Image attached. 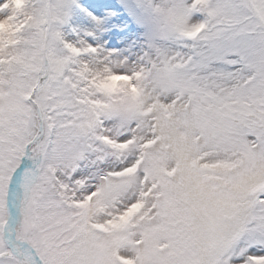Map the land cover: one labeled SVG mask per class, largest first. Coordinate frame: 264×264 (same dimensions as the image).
I'll return each instance as SVG.
<instances>
[{
    "label": "snow or ice",
    "instance_id": "snow-or-ice-1",
    "mask_svg": "<svg viewBox=\"0 0 264 264\" xmlns=\"http://www.w3.org/2000/svg\"><path fill=\"white\" fill-rule=\"evenodd\" d=\"M136 9L0 0V264H264V0Z\"/></svg>",
    "mask_w": 264,
    "mask_h": 264
},
{
    "label": "rangeland",
    "instance_id": "rangeland-1",
    "mask_svg": "<svg viewBox=\"0 0 264 264\" xmlns=\"http://www.w3.org/2000/svg\"><path fill=\"white\" fill-rule=\"evenodd\" d=\"M138 0H77L80 8L101 21L99 26L78 10L70 17L71 39L83 38L102 50L125 56L136 53L144 37V29L136 23ZM92 32V36L85 33Z\"/></svg>",
    "mask_w": 264,
    "mask_h": 264
}]
</instances>
